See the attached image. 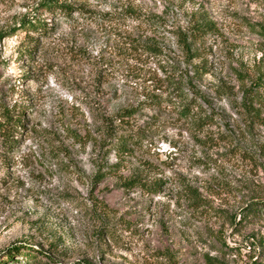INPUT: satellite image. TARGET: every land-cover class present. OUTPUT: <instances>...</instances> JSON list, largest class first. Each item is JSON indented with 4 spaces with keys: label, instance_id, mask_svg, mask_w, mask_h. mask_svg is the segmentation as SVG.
<instances>
[{
    "label": "rangeland",
    "instance_id": "1",
    "mask_svg": "<svg viewBox=\"0 0 264 264\" xmlns=\"http://www.w3.org/2000/svg\"><path fill=\"white\" fill-rule=\"evenodd\" d=\"M41 1H0V264L29 246L54 264H264V208L248 212L264 201V95L247 93L264 74V0H67L70 16L38 15L47 36L11 32ZM199 17L213 29L187 57ZM153 93L166 100L113 121L138 138L116 157L103 121ZM132 177L157 188H122Z\"/></svg>",
    "mask_w": 264,
    "mask_h": 264
},
{
    "label": "trees",
    "instance_id": "2",
    "mask_svg": "<svg viewBox=\"0 0 264 264\" xmlns=\"http://www.w3.org/2000/svg\"><path fill=\"white\" fill-rule=\"evenodd\" d=\"M1 1V0H0ZM37 9L39 10V13L30 17H24L20 23L17 26H14V28H11V32H15V29L18 30H25L26 32H33L35 34H42L47 36L49 33H51V27L47 26V21L39 19L38 15H41L43 11L47 12L49 15L59 17V18H66L70 16L71 12L73 10H77L74 6L70 5L67 0H43L41 1ZM129 15H132V12H130ZM213 22L212 20H209L207 18H202L199 17L197 20L193 22V24L189 27L188 33H184L180 37V45L182 50L184 51L185 56L193 57L195 56V51L192 48V40L198 39V37H202L206 32L209 30L213 29ZM31 42H35L37 44V39L32 38L30 40ZM34 44V46L36 45ZM151 52H157L156 49L153 47H147ZM32 51V50H28ZM198 70V69H197ZM200 70V69H199ZM181 86L175 84L173 86L174 91H178L177 95L181 98L183 95L181 92ZM254 90H247L248 98L250 101L252 99H263L261 96L258 94L257 91H260L264 95V74L259 76L258 79L255 82V86L253 88ZM180 91V92H179ZM166 100L162 99L157 96V94H146L144 97L138 102L137 104H132L128 106L127 108H124L120 111H117L114 113L111 117L108 119H105L104 122V129H103V135L104 137L101 140L103 147L106 146H111V149L114 150V154L116 157L121 158L122 156H128L131 153V146L137 144L138 138L134 135V133L128 131L125 129L122 131V133L117 134L118 128L114 126L113 121L117 120L120 123H127L124 120L128 119L131 117L135 112L138 111V109L142 106H146L149 104H155V105H160L161 101ZM193 99H190L187 103L186 106L182 108L183 116L186 117L189 114V110L185 109L186 107L192 106ZM20 116L21 112L17 111H8L7 108H3L1 118H3V125H7L5 127H10L11 129H14V131H17V128H21V121H20ZM14 127V128H13ZM8 132V131H7ZM6 139L7 140V145L9 147H14L15 141L14 136L11 134L9 131L8 134H6ZM5 139V138H4ZM109 139V141H108ZM108 141V142H107ZM120 163L117 161L115 162H109V163H104L101 164V166H97L96 172L94 174L95 179H102L104 177H107L109 175H114L117 170L119 169ZM122 188L129 189L130 187L133 186H138L146 191H155L157 188V183L151 182L149 184L146 182L144 179L140 177H132L127 181H123L120 183ZM188 197L190 199H194L195 202H197L199 197L196 194L195 190H190L188 189ZM262 204V207L264 208V201L263 202H254L252 205H249L248 207V212L254 213L256 209H258V205ZM19 251V248L17 247H11L8 248L6 252V257L9 258L13 252ZM43 256L45 258H48V263L47 264H54L49 257L34 249L33 247L29 246L25 248V251L23 252V258H24V264L26 261H31L33 262L37 256ZM56 264V263H55Z\"/></svg>",
    "mask_w": 264,
    "mask_h": 264
}]
</instances>
